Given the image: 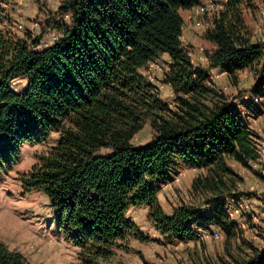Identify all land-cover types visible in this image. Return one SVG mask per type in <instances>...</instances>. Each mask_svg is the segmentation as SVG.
Wrapping results in <instances>:
<instances>
[{
	"label": "trees",
	"instance_id": "trees-1",
	"mask_svg": "<svg viewBox=\"0 0 264 264\" xmlns=\"http://www.w3.org/2000/svg\"><path fill=\"white\" fill-rule=\"evenodd\" d=\"M246 1L224 0L203 39L214 47L206 55L212 68L233 81L252 71L248 92L261 99L258 104L230 102L203 68L190 63L180 41L181 12L198 0H65L58 11L69 22L42 27V34L60 33L43 49L40 37L17 35L0 0V177L18 163L23 146L58 134L19 182L24 192L46 197L78 264H100L126 249L130 237L142 239L127 217L133 207H145L147 222L169 243L195 241L193 227L207 225L232 236L234 226L222 213L181 207L166 215L157 187L178 165L205 170L192 188L214 203L231 196L240 180L228 161L250 169L258 159L248 118L264 112V44L251 40ZM164 55L163 82L174 94L173 108L141 73ZM18 78L26 85L13 92L9 84ZM146 122L152 139L132 146ZM251 251L240 264H264V249ZM0 264L28 263L0 244Z\"/></svg>",
	"mask_w": 264,
	"mask_h": 264
},
{
	"label": "rangeland",
	"instance_id": "rangeland-1",
	"mask_svg": "<svg viewBox=\"0 0 264 264\" xmlns=\"http://www.w3.org/2000/svg\"><path fill=\"white\" fill-rule=\"evenodd\" d=\"M17 1L2 0V13L12 22L13 30L21 33V37L25 32L39 37L47 22L51 24L55 18L60 17L56 8L64 0L59 4L53 1V7L46 0H21L19 5ZM211 4V11L206 12L209 15L204 14V17H198L196 20L202 24L197 27L200 33L208 28L213 15L222 10L217 0H211ZM244 10V20L250 29V35L252 34L255 42L264 44V18L260 14L264 10V0H247ZM10 13H13V17ZM34 23H37L38 27L33 29ZM19 26L22 27L21 31ZM51 32L46 34L44 39L48 45L54 36ZM199 46L195 50L191 48L197 55L200 49L206 55L212 51L211 45L205 43L203 37H200ZM167 61L168 57L164 55L141 70V73L155 86L160 101L173 108L174 94L163 82L168 70ZM199 67L209 74L215 88L230 102L238 104V99L247 96L252 71L239 72L236 81H233L225 75L222 79H216V73L210 64ZM25 85V81L18 78L11 81L9 87L11 91L19 92ZM261 121L262 125L254 127L263 131L264 112ZM262 131L260 133L264 139ZM152 137L153 130L146 122L132 139L131 145L143 146ZM57 139L58 134L52 133L40 145L23 146L18 163L10 172L0 177V244L20 253L28 264H78L77 250L67 243L56 229L54 212L46 197L40 192H24L19 182V177L29 172L36 163V156L54 146ZM228 165L240 180L231 187V196H224L214 203L208 202L211 199L209 193L195 192L192 188L197 177L206 175L205 170L178 165L173 169L170 180L160 184L157 191L159 204L166 215H171L181 207H194L207 214L222 213L221 217L234 226L232 236H226L220 229L207 225L201 230L193 227L195 234L200 235L203 232L206 235L204 238L169 243L147 222V209L143 206L133 207L129 208L127 217L137 227L142 239L130 237L125 241L126 249H117L110 259L100 264H240L252 254L251 247L264 249V214L261 209L255 213V209L260 208L258 203L261 204L264 199L263 178L257 171L259 169L242 168L233 161H228ZM255 186L257 189H253ZM257 195H260L261 199ZM236 202L247 203L251 206V211L230 218L227 213L232 211ZM213 232L218 233V238L212 236Z\"/></svg>",
	"mask_w": 264,
	"mask_h": 264
},
{
	"label": "built area",
	"instance_id": "built-area-1",
	"mask_svg": "<svg viewBox=\"0 0 264 264\" xmlns=\"http://www.w3.org/2000/svg\"><path fill=\"white\" fill-rule=\"evenodd\" d=\"M47 2H61V0H46ZM212 8V4H211V0H206L204 3L198 4L196 7H194L193 9L189 10V13L187 14L185 20H189V21H193L195 23L196 27H201V21H196L197 18L203 16L204 14H206V12L208 10H210ZM261 16L264 18V10H262L260 12ZM67 17V16H66ZM38 27L37 23H34L32 28H36ZM18 29L21 31L22 27H18ZM48 44H44V47H48ZM186 51V56L189 58L190 63L193 66H200V65H205L208 64V59L205 55V52H203L202 49L199 50V55L195 54L192 50L190 49H185ZM243 100H251L253 102V104H258L260 102V98L258 97H247L244 96ZM253 121V119H252ZM250 128L257 134L258 139H257V143H256V152L258 155V159L256 162H254L255 165H259V170L258 173L260 174V176L263 178V182H264V165H263V161H264V139L261 135V131L259 128L255 129L254 125L252 126V124L250 123ZM264 132V130L262 131ZM253 189H257V186H255ZM258 198L261 199L260 195H257ZM232 211H230L229 213H227V215L230 218H234V216H237L239 214H243V213H249L251 211V206L248 205L245 202H236L235 206L231 209ZM261 210L264 214V199L261 202ZM197 230H201V228H198ZM197 238H204L206 235L203 234V232L198 235L196 234ZM212 236L215 238H218V233L217 232H213Z\"/></svg>",
	"mask_w": 264,
	"mask_h": 264
},
{
	"label": "crops",
	"instance_id": "crops-1",
	"mask_svg": "<svg viewBox=\"0 0 264 264\" xmlns=\"http://www.w3.org/2000/svg\"><path fill=\"white\" fill-rule=\"evenodd\" d=\"M20 1L21 0H18L17 1V3H18V5L20 4ZM65 1V0H64ZM206 0H198V4H201L202 2L204 3ZM220 4H223L224 3V0H217ZM63 2V1H62ZM45 3H47V2H45ZM48 3H50L51 4V6L53 7L54 6V3H53V1H51V2H48ZM61 3V2H60ZM56 4V3H55ZM59 4V3H58ZM197 4V5H198ZM59 7H60V5L56 8L57 10L59 9ZM221 7H222V5H221ZM14 10V9H13ZM211 11V10H210ZM16 12H18V10H16ZM58 13H59V11H58ZM189 13V10L188 11H183V12H181V17H182V19H183V26H182V35H181V39H180V41H181V44H182V47L184 48V49H190L191 50V48L192 49H197L198 47H200L199 46V42H200V37H203V34H204V31L205 30H203L202 31V33H200V31L198 30V28L195 26V24H194V22L193 21H189V20H185V18H186V16H187V14ZM245 10L243 9V17L245 16ZM60 14V13H59ZM10 15L13 17V13H10ZM206 16H208L209 14L207 13V14H205ZM204 15V16H205ZM215 15V14H214ZM213 15V16H214ZM15 16V15H14ZM67 16V17H66ZM203 16V17H204ZM14 20H15V17H14ZM212 20V19H211ZM54 21L55 22H59V24H64V23H68L69 22V15H62V14H60V17L59 18H55L54 19ZM211 23V22H210ZM210 26V25H209ZM208 26V27H209ZM250 30V29H249ZM30 31V30H29ZM53 32L54 34V36H53V38H52V41H50V43H49V46L59 37V35H60V33H59V31H57V30H55V29H53V30H51V29H46V32L44 33V34H40L39 35V37H40V45H39V49H43V48H46V47H44V45H42L43 43H45L44 42V39H45V37H46V34H48L49 32ZM51 32V33H52ZM17 35L18 36H20L21 35V33H17ZM33 36V35H32ZM251 36V40H252V42L253 43H255V41H254V37L252 36V34L250 35ZM21 37V36H20ZM38 37V36H37ZM203 41L205 42V43H207V44H210V43H208V42H206L204 39H203ZM45 44H48V43H45ZM211 45V44H210ZM211 49L213 50L214 49V47L211 45ZM194 50H192V51H194ZM206 55V54H205ZM167 64H169V59H168V61H167ZM198 66V65H197ZM202 68V67H201ZM246 70H249V69H245V70H243V71H241V72H246ZM213 71L216 73V79H220L223 75H225L226 76V74L225 73H223V72H221L218 68H213ZM249 71H251V70H249ZM222 79V78H221ZM220 81V80H219ZM253 83H254V77L252 76L251 77V79H250V86L251 85H253ZM250 88V87H249ZM249 88H248V90H249ZM247 93V96L248 97H251L250 96V94H249V92L247 91L246 92ZM246 96V95H245ZM243 97L244 96H242V98H240V99H238L237 101H241V100H243ZM236 101V100H235ZM261 118H262V116L261 117H258V119H253V121L250 119V118H248V121L250 122V123H252V126L253 125H262V121H261ZM260 165V164H259ZM259 165H255L254 163H250V167L252 168V169H259ZM263 165H264V161H263ZM258 171V170H257ZM258 205H259V207L260 208H257V209H255V213H258L259 212V209H261V204H259L258 203Z\"/></svg>",
	"mask_w": 264,
	"mask_h": 264
}]
</instances>
